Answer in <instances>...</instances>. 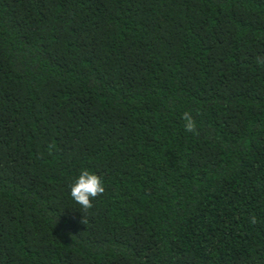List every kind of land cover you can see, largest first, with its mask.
Instances as JSON below:
<instances>
[{
	"label": "trees",
	"instance_id": "trees-1",
	"mask_svg": "<svg viewBox=\"0 0 264 264\" xmlns=\"http://www.w3.org/2000/svg\"><path fill=\"white\" fill-rule=\"evenodd\" d=\"M0 264H264V0H0Z\"/></svg>",
	"mask_w": 264,
	"mask_h": 264
},
{
	"label": "clouds",
	"instance_id": "clouds-1",
	"mask_svg": "<svg viewBox=\"0 0 264 264\" xmlns=\"http://www.w3.org/2000/svg\"><path fill=\"white\" fill-rule=\"evenodd\" d=\"M183 119L185 131L194 132L195 122L192 115L185 112ZM104 191V182L100 176L88 169H82L70 185V197L81 209L91 208L94 199L103 194Z\"/></svg>",
	"mask_w": 264,
	"mask_h": 264
}]
</instances>
